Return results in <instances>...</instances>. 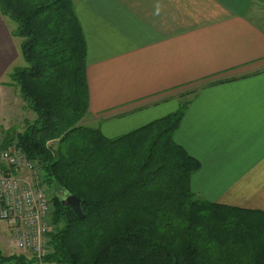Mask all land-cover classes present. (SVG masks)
<instances>
[{"label":"trees","instance_id":"obj_1","mask_svg":"<svg viewBox=\"0 0 264 264\" xmlns=\"http://www.w3.org/2000/svg\"><path fill=\"white\" fill-rule=\"evenodd\" d=\"M15 24L24 66L7 84L37 114L14 139L43 166L44 184L82 201L81 219L55 198L47 264H264V211L202 199L191 190L197 159L175 143L188 108L108 138L89 114L87 41L74 0H0ZM6 255L0 264H34Z\"/></svg>","mask_w":264,"mask_h":264},{"label":"crops","instance_id":"obj_2","mask_svg":"<svg viewBox=\"0 0 264 264\" xmlns=\"http://www.w3.org/2000/svg\"><path fill=\"white\" fill-rule=\"evenodd\" d=\"M74 3L88 51L83 123L116 138L188 100L174 141L200 163L191 190L264 211V0ZM18 57L0 13V97Z\"/></svg>","mask_w":264,"mask_h":264},{"label":"built area","instance_id":"obj_3","mask_svg":"<svg viewBox=\"0 0 264 264\" xmlns=\"http://www.w3.org/2000/svg\"><path fill=\"white\" fill-rule=\"evenodd\" d=\"M52 209L43 166L27 158L18 140L7 145L0 137V218L10 227V247L29 254L34 264H47L53 251Z\"/></svg>","mask_w":264,"mask_h":264},{"label":"rangeland","instance_id":"obj_4","mask_svg":"<svg viewBox=\"0 0 264 264\" xmlns=\"http://www.w3.org/2000/svg\"><path fill=\"white\" fill-rule=\"evenodd\" d=\"M9 25L11 27V30L13 31L15 28V24L12 21H9ZM15 39V43H17L18 48V59L16 60V63L14 66H24L25 61L22 55H20L19 51V38L13 37ZM4 80L6 82H10L11 80L7 76H5ZM13 90L10 95H6V97L2 96L0 97V137H4V132L6 133L8 129H10V132H14V135L17 133L25 130V122L24 120L29 119L30 121L33 118H36L37 114L32 110L31 105L25 99L21 96L20 91L18 89L12 88ZM60 198L61 200L65 201L67 199L66 192L60 188L59 186L51 188V197L53 198V212L54 213V207H55V198ZM52 231H54V227L52 224ZM10 227L7 225V222L0 218V248L3 249V252L6 255H13L20 254L24 255L25 253L15 251V249H12L9 245L10 241ZM28 256L29 254L26 253Z\"/></svg>","mask_w":264,"mask_h":264},{"label":"water","instance_id":"obj_5","mask_svg":"<svg viewBox=\"0 0 264 264\" xmlns=\"http://www.w3.org/2000/svg\"><path fill=\"white\" fill-rule=\"evenodd\" d=\"M64 204L68 205L71 209H74L76 214L81 219L84 218L85 214H84L83 209H82V201L78 197H76L74 195L67 196V199L64 201Z\"/></svg>","mask_w":264,"mask_h":264}]
</instances>
